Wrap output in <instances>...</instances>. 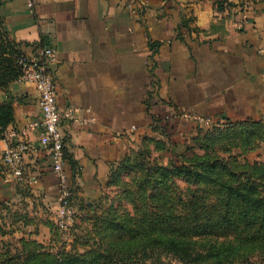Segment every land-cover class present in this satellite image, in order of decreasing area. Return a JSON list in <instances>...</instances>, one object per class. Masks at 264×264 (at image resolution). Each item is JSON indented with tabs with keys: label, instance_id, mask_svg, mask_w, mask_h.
Here are the masks:
<instances>
[{
	"label": "crops",
	"instance_id": "1",
	"mask_svg": "<svg viewBox=\"0 0 264 264\" xmlns=\"http://www.w3.org/2000/svg\"><path fill=\"white\" fill-rule=\"evenodd\" d=\"M0 13L27 57L56 51L48 67L59 110L74 106L91 120L61 121L76 206L98 200L157 117L195 129L204 126L182 120V112L264 118V0H0ZM0 98L14 106L0 149L21 142L25 130L31 145L22 183L0 157V203L27 200L56 212L58 179L40 141L39 93L18 80Z\"/></svg>",
	"mask_w": 264,
	"mask_h": 264
},
{
	"label": "trees",
	"instance_id": "2",
	"mask_svg": "<svg viewBox=\"0 0 264 264\" xmlns=\"http://www.w3.org/2000/svg\"><path fill=\"white\" fill-rule=\"evenodd\" d=\"M222 8L218 3L217 11ZM25 57L0 13V92L20 79ZM13 122V102L0 98V139ZM159 122L157 117L154 128L163 125ZM232 125L244 134L253 126L264 133V118L225 119L224 127ZM64 153L67 159L65 146ZM241 169L248 175H238L228 161L208 153L158 166L153 179L143 182L150 189L137 196L134 215L102 219L103 236L93 248L41 264H130L137 258L155 264L148 261L156 253L172 255L180 264L248 263L264 255V163ZM176 178L189 185L185 192L173 190Z\"/></svg>",
	"mask_w": 264,
	"mask_h": 264
},
{
	"label": "rangeland",
	"instance_id": "3",
	"mask_svg": "<svg viewBox=\"0 0 264 264\" xmlns=\"http://www.w3.org/2000/svg\"><path fill=\"white\" fill-rule=\"evenodd\" d=\"M180 125L163 124L135 142L114 170L115 179H109L94 204L76 206L72 200L76 216L67 228L58 219L59 200L56 212L38 209L34 202L27 200L0 203V264H41L53 256L90 250L103 236L100 235L104 227L102 219L134 215L137 196L150 189L143 182L153 179L158 166H171L179 160L208 153L212 158L228 161L234 172L245 177L248 174L242 166L264 163V133L259 127L253 126L244 134L238 126L224 127V123L198 129ZM188 186L183 178H176L173 190L185 192ZM155 256L148 263L180 264L166 253ZM130 264L143 262L137 258ZM244 264H264V255L251 257Z\"/></svg>",
	"mask_w": 264,
	"mask_h": 264
},
{
	"label": "built area",
	"instance_id": "4",
	"mask_svg": "<svg viewBox=\"0 0 264 264\" xmlns=\"http://www.w3.org/2000/svg\"><path fill=\"white\" fill-rule=\"evenodd\" d=\"M29 6L32 7V4L30 3ZM56 62L57 53L54 49H48L40 56L25 57L22 59V75L19 80L32 84L39 93V105L42 111L40 141L50 153L52 170L58 179L59 187L58 219L60 225L67 228L74 223L76 210L72 205L70 185L64 170L66 158L61 121L66 119L72 124L86 125L91 120L88 117L79 118L78 108L74 106L69 107L65 112L59 110L56 85L48 67L50 63ZM180 116L186 122L192 121L202 126L215 127L225 123L223 119L202 116L193 112H182ZM22 135L24 139L21 142L0 149L1 160L9 167L18 183H22L25 179L26 169L23 160L31 150V145L26 139V130L22 132Z\"/></svg>",
	"mask_w": 264,
	"mask_h": 264
}]
</instances>
